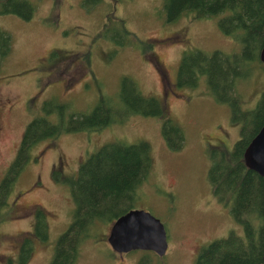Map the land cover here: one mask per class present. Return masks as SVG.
Here are the masks:
<instances>
[{"label": "rangeland", "instance_id": "obj_1", "mask_svg": "<svg viewBox=\"0 0 264 264\" xmlns=\"http://www.w3.org/2000/svg\"><path fill=\"white\" fill-rule=\"evenodd\" d=\"M82 1L0 0V181L26 125L42 113L45 101L86 115L103 98L123 113L124 78L143 96L159 101L165 115L182 129L183 142L177 150L167 146L161 117L130 115L98 132L63 134L37 144L8 197L11 207L0 224V264L9 258L18 264L13 256L19 242L29 236L33 249L25 264H49L74 209L69 186L60 178L54 180L50 171L60 155L72 169L86 146L93 153L116 141H145L150 147L152 168L136 187L133 208L149 211L161 221L167 251L161 257L140 250L120 255L106 239L110 223H99L74 264H193L203 246L231 233L243 234L231 203L213 193L208 179L210 150L230 152L241 135L230 107L217 101L204 78L194 86L178 85L177 72L185 52L232 54L241 45L220 30L219 17L167 20L163 0H100L92 6ZM109 18L125 22L135 40L132 45L98 36ZM141 42L151 43V50L143 53ZM263 90L264 68L256 62L238 82L240 107L254 109ZM222 131L227 140L219 143ZM38 208L47 215L46 240L34 239Z\"/></svg>", "mask_w": 264, "mask_h": 264}, {"label": "trees", "instance_id": "obj_2", "mask_svg": "<svg viewBox=\"0 0 264 264\" xmlns=\"http://www.w3.org/2000/svg\"><path fill=\"white\" fill-rule=\"evenodd\" d=\"M99 1L83 0L82 4L92 6ZM163 8L169 21L188 15L219 17L220 30L241 45L240 51L232 54L218 50L210 54L200 50L185 52L177 72L178 85L194 86L199 78H204L217 101L230 107L232 119L240 124L241 135L230 152L218 149L220 147L210 150L208 179L213 193L225 203H231V213L242 224L243 234L231 233L203 246L193 264H259L264 256V182L246 166L244 150L264 123V90L254 109L243 110L237 86L246 75V68L256 62L264 68L260 58L264 45V0H163ZM109 21L98 36L112 42L120 39L118 43L124 46L135 42L133 34L124 27V21L110 18ZM140 46L143 53L152 48V44L146 42H141ZM120 99L125 112L119 114L115 106L103 98L86 115L68 113L64 104L54 100L42 104V113L26 125L15 158L0 181V224L10 210L8 197L29 160L30 150L44 140L69 133L98 132L130 115H151L163 119L161 129L167 146L176 150L181 147L183 131L165 115L157 99L143 96L128 78L122 81ZM152 164L150 147L145 141L106 143L81 164L77 177L64 181L69 186L74 209L68 229L55 243L49 264H74L81 245L95 235V225H111L132 209L136 187L149 174ZM34 218V239L46 240V213L38 208ZM30 238L22 243L18 264H25L31 255ZM15 262L8 259L7 264Z\"/></svg>", "mask_w": 264, "mask_h": 264}, {"label": "water", "instance_id": "obj_3", "mask_svg": "<svg viewBox=\"0 0 264 264\" xmlns=\"http://www.w3.org/2000/svg\"><path fill=\"white\" fill-rule=\"evenodd\" d=\"M260 58L264 63V45ZM244 161L264 182V123L246 146ZM106 239L111 249L118 254L140 250L151 251L161 257L168 247L165 227L144 209L132 208L117 217L110 225ZM259 264H264V256Z\"/></svg>", "mask_w": 264, "mask_h": 264}, {"label": "flooded vegetation", "instance_id": "obj_4", "mask_svg": "<svg viewBox=\"0 0 264 264\" xmlns=\"http://www.w3.org/2000/svg\"><path fill=\"white\" fill-rule=\"evenodd\" d=\"M165 94L167 95V92H165ZM85 133H88V132H83V134H85ZM221 134H220V136H219V143H224L223 142V139H225V140H227V135H225V133H224V131H222V132H220ZM206 143H208V141L206 140ZM103 146V145H102ZM87 147V146H86ZM84 148L83 150H82V159H81V161H80V163L76 166V167H73L72 169H69L68 168V164H67V160L66 159H64L63 157H62V155H60L59 157H58V162H56L55 164H54V167H53V169L50 171L51 173V176H52V178L54 179V180H57V178H60V180L62 181V182H64L65 180H67V179H70V178H72V177H77V175H78V170H79V167H80V165L81 164H84V163H86L87 161H88V159H89V157L92 155V154H94V153H96L97 151H95V152H93V153H89L88 151H89V149L88 148ZM98 147V146H97ZM100 149V148H99ZM98 149V150H99ZM58 175H61V176H58ZM20 209V208H19ZM23 209V208H22ZM24 211L26 210V209H23ZM21 250H22V244H20V242H19V245L17 246V251H16V255L15 256H13V257H16L17 259H18V257H19V255H20V252H21ZM120 255H122V254H120ZM9 259H13V258H9Z\"/></svg>", "mask_w": 264, "mask_h": 264}]
</instances>
